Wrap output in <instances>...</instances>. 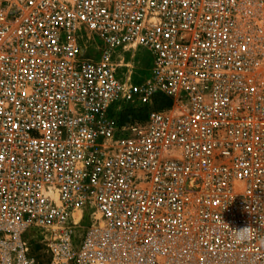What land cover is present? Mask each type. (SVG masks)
I'll use <instances>...</instances> for the list:
<instances>
[{
  "label": "built area",
  "instance_id": "2783aa9c",
  "mask_svg": "<svg viewBox=\"0 0 264 264\" xmlns=\"http://www.w3.org/2000/svg\"><path fill=\"white\" fill-rule=\"evenodd\" d=\"M0 264H264V0H0Z\"/></svg>",
  "mask_w": 264,
  "mask_h": 264
},
{
  "label": "rangeland",
  "instance_id": "374dc122",
  "mask_svg": "<svg viewBox=\"0 0 264 264\" xmlns=\"http://www.w3.org/2000/svg\"><path fill=\"white\" fill-rule=\"evenodd\" d=\"M132 64L133 68L137 70L138 74L147 72L148 69V60L145 56H129L128 62ZM37 249H40L38 245H36Z\"/></svg>",
  "mask_w": 264,
  "mask_h": 264
},
{
  "label": "trees",
  "instance_id": "16d2710c",
  "mask_svg": "<svg viewBox=\"0 0 264 264\" xmlns=\"http://www.w3.org/2000/svg\"><path fill=\"white\" fill-rule=\"evenodd\" d=\"M157 103L160 107L169 106L171 104L169 99L162 96L157 97Z\"/></svg>",
  "mask_w": 264,
  "mask_h": 264
},
{
  "label": "bare ground",
  "instance_id": "6f19581e",
  "mask_svg": "<svg viewBox=\"0 0 264 264\" xmlns=\"http://www.w3.org/2000/svg\"><path fill=\"white\" fill-rule=\"evenodd\" d=\"M130 62V61H129Z\"/></svg>",
  "mask_w": 264,
  "mask_h": 264
}]
</instances>
